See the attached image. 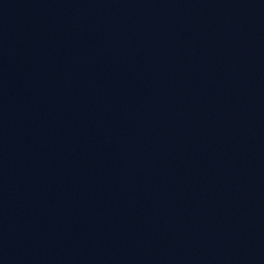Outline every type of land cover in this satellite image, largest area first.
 <instances>
[{
	"label": "water",
	"instance_id": "95a60500",
	"mask_svg": "<svg viewBox=\"0 0 264 264\" xmlns=\"http://www.w3.org/2000/svg\"><path fill=\"white\" fill-rule=\"evenodd\" d=\"M0 264H264V0H0Z\"/></svg>",
	"mask_w": 264,
	"mask_h": 264
}]
</instances>
